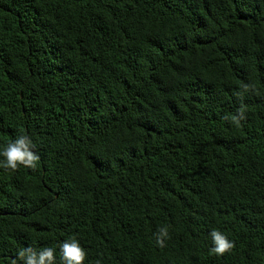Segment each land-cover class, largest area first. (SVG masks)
<instances>
[{
	"label": "trees",
	"instance_id": "trees-1",
	"mask_svg": "<svg viewBox=\"0 0 264 264\" xmlns=\"http://www.w3.org/2000/svg\"><path fill=\"white\" fill-rule=\"evenodd\" d=\"M20 135L0 264L72 236L84 264H264V0H0V151Z\"/></svg>",
	"mask_w": 264,
	"mask_h": 264
},
{
	"label": "clouds",
	"instance_id": "clouds-1",
	"mask_svg": "<svg viewBox=\"0 0 264 264\" xmlns=\"http://www.w3.org/2000/svg\"><path fill=\"white\" fill-rule=\"evenodd\" d=\"M254 90V86L250 84H243L242 91L237 92L236 95L243 99L246 92ZM224 120L230 121L237 127L242 126V121L246 119V108L242 104L240 108L236 110V114L225 115ZM36 145L32 139L27 135H20L13 141L7 143V145L0 151L3 162L0 167L17 171L20 166L24 168L36 170L37 164L40 161V156L33 150ZM155 244L160 247H166L165 241L170 239L169 226L165 225L160 227L154 234ZM212 239V247L209 249L210 254H215L218 257H222L227 253L232 252L235 248V243L228 239L218 229H213L210 232ZM60 256L62 264H84L87 258L86 250L81 246L75 236L62 242L59 245ZM56 264V250L51 247H45L37 252L31 246L27 248L19 249L16 258H13L10 264ZM100 264V261H97Z\"/></svg>",
	"mask_w": 264,
	"mask_h": 264
}]
</instances>
